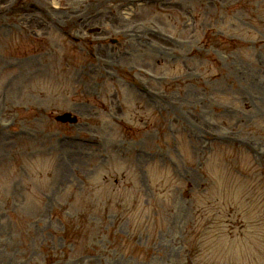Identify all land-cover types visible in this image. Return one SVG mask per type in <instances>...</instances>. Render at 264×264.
Listing matches in <instances>:
<instances>
[{
	"label": "rangeland",
	"instance_id": "374dc122",
	"mask_svg": "<svg viewBox=\"0 0 264 264\" xmlns=\"http://www.w3.org/2000/svg\"><path fill=\"white\" fill-rule=\"evenodd\" d=\"M0 264H264V0H0Z\"/></svg>",
	"mask_w": 264,
	"mask_h": 264
}]
</instances>
